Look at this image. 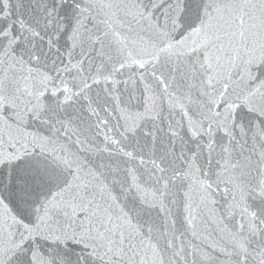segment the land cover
<instances>
[{"label": "snow or ice", "instance_id": "1", "mask_svg": "<svg viewBox=\"0 0 264 264\" xmlns=\"http://www.w3.org/2000/svg\"><path fill=\"white\" fill-rule=\"evenodd\" d=\"M0 264H264V0H0Z\"/></svg>", "mask_w": 264, "mask_h": 264}]
</instances>
